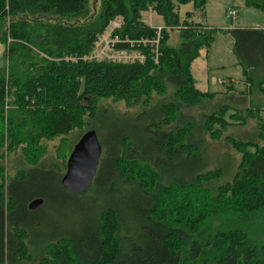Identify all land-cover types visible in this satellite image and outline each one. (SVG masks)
I'll list each match as a JSON object with an SVG mask.
<instances>
[{"label":"trees","instance_id":"trees-1","mask_svg":"<svg viewBox=\"0 0 264 264\" xmlns=\"http://www.w3.org/2000/svg\"><path fill=\"white\" fill-rule=\"evenodd\" d=\"M187 4L194 12L182 20L179 7ZM206 4L101 0L92 16L89 0H0V43L7 46V62L0 65V142L7 143L8 155L21 147L29 165L9 181L0 167V264H264V31H231L238 64L260 99L250 97L243 108L223 106L202 121L205 136L224 140L241 155L233 181L213 194L205 185L219 179L221 170L185 181L163 173L168 162L183 153L192 156L196 148L190 141L193 124H180L181 112L215 98L197 88L192 74L193 62L214 41L215 30L192 20ZM244 4L264 12V0ZM149 11L163 20L158 45V29L143 20ZM116 18L123 24L113 33L122 40L115 48L136 51L144 60L84 61ZM175 30L181 40L174 48L169 41ZM233 91L228 85L227 93ZM103 102L129 110L107 109ZM154 104L157 111L139 131L118 133L85 193L73 195L62 186L67 162L59 175L32 170L46 163L40 162L42 140L94 125L101 114L133 115ZM248 120L257 122L254 141L224 135ZM189 190L210 193L211 206H195ZM62 197L88 198L93 208L81 230L57 233L38 254L28 243L36 215ZM35 198L44 204L30 211ZM219 201L231 210L217 209ZM63 210H56L60 220Z\"/></svg>","mask_w":264,"mask_h":264},{"label":"rangeland","instance_id":"rangeland-1","mask_svg":"<svg viewBox=\"0 0 264 264\" xmlns=\"http://www.w3.org/2000/svg\"><path fill=\"white\" fill-rule=\"evenodd\" d=\"M89 7L91 15H96L100 11L101 0H89ZM230 10L237 12L236 18L232 19L228 15ZM187 12H194L192 4L179 7V15L182 20H185ZM143 20L148 25H163L162 18L152 11L143 13ZM193 21L205 24L210 29L215 30L214 41L211 47L208 50L203 49L199 58L192 65V73L197 81V88L202 92L215 94V98L200 106L185 109L181 112L179 123L184 124L188 122L193 124L194 129L190 141L196 148L192 156L183 153L176 159L168 162L164 166L163 173L170 180L185 181L193 178L197 173L221 170L222 175L219 179L205 185V187L210 188L211 192L215 194L219 187L233 181L241 161V155L224 140L213 141L205 136L202 133V121L204 116L217 113L223 106L243 108L247 105V102L236 100L237 93L234 91L227 93V86L230 84V80L238 81L243 79L242 69L239 66H235L237 63L235 39L231 31L239 25L264 27V12L246 7L244 0H207L205 12L196 13L193 16ZM170 38L169 45L174 48L178 47L181 40L179 31H172ZM4 51L7 52V46L0 43V65L7 62V59L3 56ZM233 83L237 85V82L233 81ZM253 98L254 101L256 99L259 100V94H257V97L254 95ZM168 100L169 98H167ZM103 105L107 109H117L122 112L129 110L123 103L103 102ZM157 108V104L149 108H139L133 115L111 111L99 115V119L94 125L75 129L50 141L42 140L39 143V150H43L44 154L40 162L45 160L44 162L46 163H44L43 167L32 170L37 171V173H51L53 175L63 173L65 169L63 164L67 162L73 147L81 136L90 129L97 132L102 146V164V161L105 160V156L110 150L109 146H111L112 141L117 137L118 133L130 128L138 129L139 131L143 124L147 122V118L157 111ZM136 115L140 117L139 120L136 118ZM227 115H230V112ZM224 135L239 141H254L257 138V122L255 120H248L243 126L231 127ZM7 148V143L3 145L0 142V167L4 170L5 179L9 181L10 178L18 174L19 170L27 168L29 165L22 158L21 147L9 155ZM36 149H38L37 145ZM36 151L34 150V152ZM94 185L95 182L92 187ZM182 193L185 194L187 191H183ZM189 194L193 195L194 202H196L195 206L198 208L205 207L207 203H209V207L211 206L210 201L206 198H210V193L205 194L200 190H189ZM92 202V200L85 197L78 198L77 200L64 199L62 197L58 198L55 202L53 201L51 206H45L44 210L36 215L35 223L38 226L34 227L31 231V237L28 240L29 247L40 254L42 253L41 250L44 247V243L57 235V233L59 235L81 230L86 211L89 208H93ZM216 207L220 210L223 208L231 210V205L227 203L223 205L222 201H219ZM59 208L64 209L61 220L56 212ZM211 212L213 210L208 211V214H211ZM57 223H59L58 226L56 225ZM59 228H62L60 232Z\"/></svg>","mask_w":264,"mask_h":264},{"label":"water","instance_id":"water-1","mask_svg":"<svg viewBox=\"0 0 264 264\" xmlns=\"http://www.w3.org/2000/svg\"><path fill=\"white\" fill-rule=\"evenodd\" d=\"M102 158V146L97 132H85L73 147L66 164L61 184L73 195H81L89 190L97 177ZM43 199L38 198L28 205L30 211L42 207Z\"/></svg>","mask_w":264,"mask_h":264},{"label":"built area","instance_id":"built-area-1","mask_svg":"<svg viewBox=\"0 0 264 264\" xmlns=\"http://www.w3.org/2000/svg\"><path fill=\"white\" fill-rule=\"evenodd\" d=\"M228 15L234 19L237 16V12L235 10H230ZM122 20L120 18H116L112 20L106 30V32L99 37L98 41L95 44L94 50L83 57L84 61L90 62L94 60H107L112 62H122L129 63L135 61H143L144 57L140 55L136 51H129L126 49L117 50L115 45L121 43L122 40L119 37L114 36L113 33L122 27ZM161 29L158 28L157 37L153 41L154 44L158 45L161 39ZM146 42V41H144ZM261 121L264 126V110L261 113Z\"/></svg>","mask_w":264,"mask_h":264},{"label":"crops","instance_id":"crops-1","mask_svg":"<svg viewBox=\"0 0 264 264\" xmlns=\"http://www.w3.org/2000/svg\"><path fill=\"white\" fill-rule=\"evenodd\" d=\"M205 12V11H204ZM195 14H196V12H195ZM192 20H193V18H192ZM163 21V20H162ZM195 22V21H194ZM196 23H198V22H196ZM203 26H205L206 28H208V29H210V27L209 26H207V25H205V24H202ZM151 27H155V28H163V25H161V26H152V25H150ZM235 29H253V30H262V31H264V27H259V26H246V25H239L237 28H235ZM202 51V50H201ZM201 53V52H200ZM237 58V57H236ZM194 63V62H193ZM193 65V64H192ZM235 66H239L241 69H242V75H243V79H241V80H238V81H235V80H230V84L229 85H231L232 87H233V90H234V92L235 93H237V95H236V100L237 101H243V102H247V104H248V101H249V99H250V97L251 98H253L254 97V95H255V97H257V94L258 93H255L254 95H253V92H251V89H250V83L249 82H247L246 81V76H245V73H244V70H243V68L238 64V59H237V63H236V65ZM193 74V73H192ZM196 80V79H195ZM233 81L234 82H237L236 84L237 85H235L234 83H233ZM233 83V84H232ZM196 86H197V81H196ZM228 87V86H227ZM239 93H241L242 95L241 96H239L240 94ZM244 94H246V95H244Z\"/></svg>","mask_w":264,"mask_h":264}]
</instances>
